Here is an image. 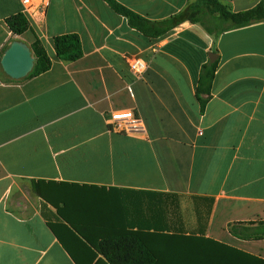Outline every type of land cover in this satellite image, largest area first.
Returning a JSON list of instances; mask_svg holds the SVG:
<instances>
[{
  "label": "crops",
  "instance_id": "0c3cea01",
  "mask_svg": "<svg viewBox=\"0 0 264 264\" xmlns=\"http://www.w3.org/2000/svg\"><path fill=\"white\" fill-rule=\"evenodd\" d=\"M114 1L162 21L194 0ZM260 1L221 0L233 13ZM18 13L30 29L12 36ZM68 34L74 62L54 52ZM15 40L40 42L50 68L13 80L0 66V264H107L92 244L125 231L154 264H264V237L233 233L264 223V22L217 37L185 22L150 40L103 0H0V60ZM128 58L145 62L142 78ZM125 110L142 132L108 130Z\"/></svg>",
  "mask_w": 264,
  "mask_h": 264
},
{
  "label": "trees",
  "instance_id": "16d2710c",
  "mask_svg": "<svg viewBox=\"0 0 264 264\" xmlns=\"http://www.w3.org/2000/svg\"><path fill=\"white\" fill-rule=\"evenodd\" d=\"M103 1L116 14L126 18L131 28L150 40H160L168 36L172 30L185 22L201 26L208 35L214 37L225 31L264 22V0L253 8L238 13L231 12L221 0H194L182 12L162 21H149L114 0ZM5 24L12 36H21L30 29V24L22 13L8 17ZM53 45L55 55L61 61L74 62L82 56L80 41L75 34L54 38ZM30 51L34 65L26 77L46 72L50 68V61L40 42L35 40L30 45ZM216 68L217 61H207L201 66L195 98L202 106L210 96ZM247 226L241 233L237 230L233 233L253 239L264 237V223L261 222L257 226L250 223ZM92 245L107 264H154L148 248L133 232L125 231L114 236L102 237Z\"/></svg>",
  "mask_w": 264,
  "mask_h": 264
},
{
  "label": "built area",
  "instance_id": "2783aa9c",
  "mask_svg": "<svg viewBox=\"0 0 264 264\" xmlns=\"http://www.w3.org/2000/svg\"><path fill=\"white\" fill-rule=\"evenodd\" d=\"M47 0H21L27 10H37L45 5ZM127 63L137 78H142L147 65L140 58H128ZM108 130L125 135L139 133L144 130L141 118L134 110L110 112L107 117Z\"/></svg>",
  "mask_w": 264,
  "mask_h": 264
},
{
  "label": "water",
  "instance_id": "95a60500",
  "mask_svg": "<svg viewBox=\"0 0 264 264\" xmlns=\"http://www.w3.org/2000/svg\"><path fill=\"white\" fill-rule=\"evenodd\" d=\"M208 57L212 62L216 55L209 53ZM33 65L34 58L29 47L17 40L11 42L0 60L2 71L13 80L26 77L31 72Z\"/></svg>",
  "mask_w": 264,
  "mask_h": 264
}]
</instances>
